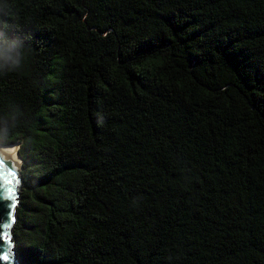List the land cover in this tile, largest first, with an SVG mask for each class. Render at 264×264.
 <instances>
[{
    "label": "trees",
    "instance_id": "1",
    "mask_svg": "<svg viewBox=\"0 0 264 264\" xmlns=\"http://www.w3.org/2000/svg\"><path fill=\"white\" fill-rule=\"evenodd\" d=\"M0 144L21 264H264V0H0Z\"/></svg>",
    "mask_w": 264,
    "mask_h": 264
},
{
    "label": "water",
    "instance_id": "2",
    "mask_svg": "<svg viewBox=\"0 0 264 264\" xmlns=\"http://www.w3.org/2000/svg\"><path fill=\"white\" fill-rule=\"evenodd\" d=\"M0 146H3L0 144ZM20 149V145H14ZM6 147V146H3ZM14 154H5L0 151V222H3V232L0 234V242L6 247H0V264H18L19 260L15 254V243H13L14 228L18 221V209L20 206L19 193L23 190L22 185V165L21 167L14 161ZM15 199H9V194ZM8 205H11L9 209ZM6 221V222H4Z\"/></svg>",
    "mask_w": 264,
    "mask_h": 264
},
{
    "label": "bare ground",
    "instance_id": "3",
    "mask_svg": "<svg viewBox=\"0 0 264 264\" xmlns=\"http://www.w3.org/2000/svg\"><path fill=\"white\" fill-rule=\"evenodd\" d=\"M0 151H2L5 154H14V161L19 164V167H21V161L19 159V155H18V148L15 146H9V147H3L0 146Z\"/></svg>",
    "mask_w": 264,
    "mask_h": 264
},
{
    "label": "clouds",
    "instance_id": "4",
    "mask_svg": "<svg viewBox=\"0 0 264 264\" xmlns=\"http://www.w3.org/2000/svg\"><path fill=\"white\" fill-rule=\"evenodd\" d=\"M12 46L13 47H18V43L17 42H12ZM6 62H11L13 65V70L19 66L20 61L18 59H14L11 56H6V57H2Z\"/></svg>",
    "mask_w": 264,
    "mask_h": 264
},
{
    "label": "snow or ice",
    "instance_id": "5",
    "mask_svg": "<svg viewBox=\"0 0 264 264\" xmlns=\"http://www.w3.org/2000/svg\"><path fill=\"white\" fill-rule=\"evenodd\" d=\"M9 199H11V200H14L15 199L14 195H12L11 192L9 194ZM8 207L10 209L11 208V205H8ZM4 222H6V221H4ZM2 232H3V222H0V234H2ZM0 247H6V246L3 245L2 242H0Z\"/></svg>",
    "mask_w": 264,
    "mask_h": 264
},
{
    "label": "rangeland",
    "instance_id": "6",
    "mask_svg": "<svg viewBox=\"0 0 264 264\" xmlns=\"http://www.w3.org/2000/svg\"><path fill=\"white\" fill-rule=\"evenodd\" d=\"M23 185V184H22ZM22 191L21 190L19 193L22 194ZM21 197V196H20ZM16 227V226H15ZM14 231H15V228H14ZM13 231V232H14ZM13 243H15V247H14V250H15V254H16V257L17 259L19 260L18 264H21V258L19 257V253H18V247H17V241L15 240V238H13Z\"/></svg>",
    "mask_w": 264,
    "mask_h": 264
}]
</instances>
